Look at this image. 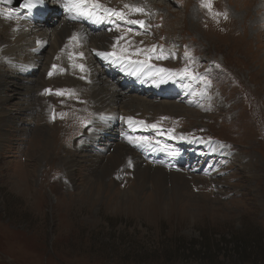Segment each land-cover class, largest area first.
<instances>
[{
  "label": "rangeland",
  "instance_id": "374dc122",
  "mask_svg": "<svg viewBox=\"0 0 264 264\" xmlns=\"http://www.w3.org/2000/svg\"><path fill=\"white\" fill-rule=\"evenodd\" d=\"M146 2L125 0L124 5H140L148 11L125 8L129 19L151 22V34H146L150 44L136 48L145 51L128 49L160 68L187 69L189 80L175 83L181 86L175 90L149 81L142 96L156 103L157 99L177 100L193 115L149 114L137 119L144 124H139L136 135L146 137L148 142L141 144L159 154H180L185 164H177L165 175L168 180L181 175L184 179L179 181L186 182L193 199L187 196L168 211L156 209L155 216H143L123 202L102 207L93 195L70 191L58 160L35 162L30 141L39 119L56 127L53 136L61 148L55 150L57 156L68 149L84 158L88 152L82 139L95 114L82 90L56 80L65 76L68 59L63 56L57 63L59 57L50 56L45 43L34 68L15 73L17 78H9L11 83L6 85L8 94L20 99L16 89L34 88L35 82L31 86L28 80H37L43 67L41 80L49 82L39 92H26L23 105L29 106V112L20 109L18 102L7 107L12 117L4 128L9 138L0 146V264H264V0H152L151 7ZM0 3L3 22L7 23L4 14L10 11L15 19L14 10ZM61 17L59 12L37 25L56 24ZM114 20L129 30H149ZM153 45L155 52L148 51ZM161 54L167 59L156 58ZM1 55L0 64L10 69L11 61ZM100 64L101 69L109 67ZM123 80L116 78L114 83L122 88ZM56 90L72 94L56 95ZM39 96L45 106L33 105ZM106 134L107 140L118 138L114 130L107 129ZM252 157L259 166L255 177L242 166ZM132 161L126 157L127 171L118 169L111 176L120 189L133 181ZM19 178L26 181L24 192L22 184L16 183ZM167 187L171 189L172 183Z\"/></svg>",
  "mask_w": 264,
  "mask_h": 264
},
{
  "label": "bare ground",
  "instance_id": "6f19581e",
  "mask_svg": "<svg viewBox=\"0 0 264 264\" xmlns=\"http://www.w3.org/2000/svg\"><path fill=\"white\" fill-rule=\"evenodd\" d=\"M150 2L152 0L146 2L148 7H151L149 5ZM100 3L109 8L125 10V0H100ZM65 5L66 0H48V2L44 0L42 4H36L34 7L36 12L30 18L17 16L12 19L5 17L7 23L3 22L2 17L4 16L0 15V53L5 54L7 61H11V67L10 69L8 67L7 70L0 64V146L6 142V138L10 135L8 130L4 129L6 123L12 117L11 111L7 107L14 102H18L19 106L22 104L20 109L29 108V106L23 105V103L27 102L24 99L26 92L32 91V89L39 92L41 88L43 89L49 83L41 80L44 79L45 67H43L42 72L38 73L37 80H28L31 86L35 82L34 88L29 89L28 85L26 87L18 86L19 89H16V91H19L20 99H16V97L13 98L11 96L13 91L8 94L6 85L11 83L9 78L16 79L15 73H20L19 71L26 73L31 67L33 69L37 61L36 55L43 50L42 48L46 43L49 46L47 53L50 56L57 55L59 57L55 60L57 63L60 62L63 56L68 59L65 76L56 80L62 79L70 86L82 90L95 114L93 113L94 117L92 115L93 119L91 118L89 129L85 132L82 139V143L86 146L85 148L88 152V155H85L86 158L69 152L67 151L68 149L64 150V156H57L55 150L61 151V148L58 147L53 136L54 133L56 134V127L54 123L48 126L44 120L42 122V119H39L41 122L38 121L35 126L32 140L30 141L32 150H36L34 155L35 162L39 160H58V166L65 170V178L70 184V191L75 192L79 196L83 193L93 195L102 207L116 206L117 203L123 202L122 205H126L128 209L135 210L143 216H155L156 209L162 211L165 208L168 211L178 205L180 206L187 196H189V200H192L193 198H190L191 195L188 192L189 188L186 182L179 181L184 179L181 175H173L170 180L165 175V173H171L177 167V164H185L181 160L180 154H159L153 147H147L141 143L137 146L130 143L128 139L129 137L138 138L136 131L139 128V123L130 125L127 120L128 117H132L134 122H138L139 120L137 119L146 117L149 114H170L176 116L182 112L181 115H193V113L185 111L178 105L179 102L177 100L157 99L158 102L156 103V99L150 100L142 96V93L145 92V87L149 85V81H152L155 87L175 90L179 85L175 86L174 77L167 79V82L160 83L159 76H166V74H159L155 78L156 75H153L155 69L143 67L142 70L136 71L137 67H139L137 65H129L127 61L117 63L111 58L105 59L97 55V52L113 51L112 46L117 43L116 38L118 36H123V39L118 42L117 52L122 48L133 50L137 47L147 46L150 44V38L142 34L145 32L144 30L138 32L129 30L128 25L125 28L122 23L115 22L114 18L117 17H109L102 11L97 13L102 19H97V15H95L94 22H88L85 19L87 16L80 15L76 8L66 7ZM136 7L143 8L140 5ZM145 9L147 10V8ZM146 10L143 13H148ZM2 11L4 10L0 9V14L3 13ZM59 12L63 19L61 22L49 24L44 21L40 26L37 25L41 22V19L47 16H57ZM129 15L126 21L131 20ZM72 16L77 18L72 19ZM105 19L113 20L106 26L104 24ZM135 20L139 19L136 18ZM149 23L151 24V22ZM97 25H101V27H99L98 31H95L97 33H94L93 27ZM117 25H119V30H117ZM73 34L78 35V41L70 39ZM131 50L130 54L126 52L125 55H129L132 60H141L135 56L134 52L136 51ZM79 53L84 54L83 58L79 57ZM100 63L108 65V69H101ZM74 64H83L85 66L84 70L81 71ZM156 68L160 67L156 66ZM133 71H136V74H132ZM81 77L85 80L83 81ZM117 77L120 80L124 78L122 88L114 83ZM125 79H128L129 82ZM123 88L128 92L138 91L139 94L124 95ZM34 96L36 97V95ZM35 102L39 103V107L45 106L47 103L41 96L35 98L33 105H36ZM107 129L116 131V134H118L117 140H107ZM132 146H135V149ZM222 152L224 153V151ZM128 156L134 161L129 166L130 172L133 171V181H128L127 187L120 189L113 182L114 180L111 181V176L114 173H118V169L119 173L127 171L124 159ZM251 159L253 157L249 159L250 161L246 165L242 166L250 176L255 177L259 166ZM25 182L21 178L16 181V183L22 184L21 192L25 191L24 187L26 186H23ZM167 183H172L171 189L167 187ZM88 191L89 194H87ZM68 192L67 190L66 193Z\"/></svg>",
  "mask_w": 264,
  "mask_h": 264
},
{
  "label": "snow or ice",
  "instance_id": "6c2138e0",
  "mask_svg": "<svg viewBox=\"0 0 264 264\" xmlns=\"http://www.w3.org/2000/svg\"><path fill=\"white\" fill-rule=\"evenodd\" d=\"M8 2H11V0H8ZM39 3H43V0H26V3L24 4V7L26 8H31V7H35L36 4H39ZM66 7H74L77 9V11L79 12L80 15H84V16H94V15H97V13L99 12H103L105 14H107L109 17H117L119 18L120 20H127V16L128 14L126 12H124L123 10H117V9H114V8H109V7H106L104 4L100 3V0H66ZM204 6L206 7H210V3H205ZM125 8H131V10L133 12H138V13H143L145 10L143 8H139V7H135V8H132L130 5H125L124 6ZM6 18H11V11L8 12V13H5L4 14ZM225 18H227V14L225 13L224 14ZM72 19H76L77 17L76 16H72L71 17ZM97 19H102V17L98 16L97 15ZM129 23H133V24H139L141 25L142 27H148L147 25H145V22L143 20H130L128 21ZM117 30H119V25H117ZM71 40L73 41H78L79 40V37L78 35L76 34H73L72 37H70ZM123 39V36H118L116 38L117 40V43L116 44H113L112 48H113V51L111 52H97V55L105 58V59H113L114 62H117V63H124L125 61H127V63L129 65H137L139 67H137L136 71H140L142 70L143 67H148L150 69H155V72L153 73V75H158L159 74H166V76H159V82L160 83H164V82H167V79H171L173 78L174 76L176 75H188L189 73L187 72V69L185 70H182V71H177V70H174V69H167V68H156L155 65H152L150 63H148V60H132L131 57L129 55H125V53L127 52V49L126 48H122L119 52L116 51V48H117V45H118V42L119 40ZM161 47V52L163 51L162 49V46ZM157 46L156 45H153L151 49H149L148 51H151V52H155ZM137 52H142V51H145L144 49H136ZM75 55V54H74ZM79 57L83 58V53H79L78 54ZM186 55H188L186 53ZM58 58V57H57ZM157 59H167L166 56L164 55H158L156 57ZM149 59H151V57H149ZM75 67H79L81 69V71L84 70V65L83 64H79V65H75ZM217 67H219V65H217ZM52 68L53 69H56L57 68V65H52ZM136 71H133L132 74H136ZM53 73L50 71L48 73L49 76H51ZM83 78V77H81ZM46 93L48 94H52V90L51 89H46L45 90ZM55 94L56 95H65V94H69L71 95L72 93L71 92H67L66 93V90H56L55 91ZM53 119H55V116H53ZM128 120V123L131 125L133 123H139L141 125L144 124V121H138V122H134L133 121V118L132 117H128L127 118ZM147 127H156V125H146ZM129 142L130 143H133L137 146H139V144L141 142H148L147 138L146 137H139V138H131L129 137Z\"/></svg>",
  "mask_w": 264,
  "mask_h": 264
}]
</instances>
